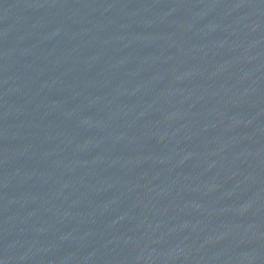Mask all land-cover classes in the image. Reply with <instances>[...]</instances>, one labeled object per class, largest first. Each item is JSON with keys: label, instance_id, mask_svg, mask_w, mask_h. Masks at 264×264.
<instances>
[{"label": "water", "instance_id": "water-1", "mask_svg": "<svg viewBox=\"0 0 264 264\" xmlns=\"http://www.w3.org/2000/svg\"><path fill=\"white\" fill-rule=\"evenodd\" d=\"M0 264H264V0H0Z\"/></svg>", "mask_w": 264, "mask_h": 264}]
</instances>
